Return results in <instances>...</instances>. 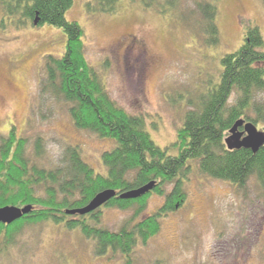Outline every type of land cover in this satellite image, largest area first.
I'll list each match as a JSON object with an SVG mask.
<instances>
[{
    "label": "rangeland",
    "instance_id": "rangeland-1",
    "mask_svg": "<svg viewBox=\"0 0 264 264\" xmlns=\"http://www.w3.org/2000/svg\"><path fill=\"white\" fill-rule=\"evenodd\" d=\"M87 1L73 0L65 16L83 30L88 65L111 101L144 118L162 149L176 141L191 103L218 77L220 59L240 48L247 27H258L264 40L261 0H207L217 7L216 47L205 44L196 8L202 0H181L171 18L144 9L139 0H121L115 14L91 15L85 10ZM64 49L63 32L48 25L0 30V135L14 126L30 144L42 138L46 166L57 165L67 145L77 146L85 162L104 173L100 157L114 143L78 130L65 102L40 95L44 58L59 57ZM255 127L264 133V124ZM185 192V201L160 220L159 232L134 249L133 264H264V189L255 178L238 189L194 168ZM163 202L161 196H149L136 221L155 213ZM100 209V226L111 232L133 212ZM92 247L78 230L39 223L23 230L0 255V264H122L121 255L95 257Z\"/></svg>",
    "mask_w": 264,
    "mask_h": 264
},
{
    "label": "trees",
    "instance_id": "trees-1",
    "mask_svg": "<svg viewBox=\"0 0 264 264\" xmlns=\"http://www.w3.org/2000/svg\"><path fill=\"white\" fill-rule=\"evenodd\" d=\"M120 1L90 0L85 10L91 15L115 14ZM139 1L144 9L168 18L177 14L181 3ZM72 3L0 0V30L48 25L63 32L62 55L44 58L40 95L65 102L75 128L111 140L114 146L102 153L105 171L99 173L85 162L77 146L67 145L58 164L46 166L42 162L46 153L42 138L36 137L30 144L28 138L16 134L14 126L0 135V209L31 207L19 220L9 225L0 223V255L16 244L26 227L52 223L68 231L78 230L92 242L95 257L119 254L122 264H133L134 249L146 245L159 232L160 220L185 201V185L194 168L205 177L238 189L253 177L264 189V146L253 153L248 149L228 150L225 144L226 135L237 121L264 124V101H258L264 95V40L258 27H247L240 48L220 59L218 77L210 80L199 100L191 103L176 141L162 149L152 140L144 118L126 113L111 101L101 78L88 65L83 30L65 16ZM196 8L205 44L216 47L217 7L202 0ZM173 150L176 154L170 155ZM151 183L154 187L143 196L120 198ZM167 186L171 187L168 192ZM108 190L116 196L101 207L133 211L117 232L100 226L101 207L85 215L71 214ZM153 194L163 197V204L152 215L136 221Z\"/></svg>",
    "mask_w": 264,
    "mask_h": 264
},
{
    "label": "water",
    "instance_id": "water-1",
    "mask_svg": "<svg viewBox=\"0 0 264 264\" xmlns=\"http://www.w3.org/2000/svg\"><path fill=\"white\" fill-rule=\"evenodd\" d=\"M242 129V131H240ZM229 136L225 139V144L228 150L248 149L256 153L261 147L264 146V133L256 129L251 123H245L243 120L237 121L229 130ZM154 183L144 186L138 190H132L120 195L121 199H136L151 191ZM116 196V192L108 190L98 194L86 207L71 211V214L85 215L91 213L111 198ZM31 210L30 206L23 208L6 207L0 209V223L9 225L22 216L28 214Z\"/></svg>",
    "mask_w": 264,
    "mask_h": 264
},
{
    "label": "flooded vegetation",
    "instance_id": "flooded-vegetation-1",
    "mask_svg": "<svg viewBox=\"0 0 264 264\" xmlns=\"http://www.w3.org/2000/svg\"><path fill=\"white\" fill-rule=\"evenodd\" d=\"M240 131H242V129H240Z\"/></svg>",
    "mask_w": 264,
    "mask_h": 264
}]
</instances>
